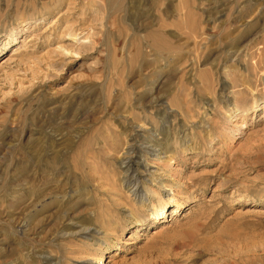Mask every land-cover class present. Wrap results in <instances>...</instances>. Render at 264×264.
I'll return each instance as SVG.
<instances>
[{
	"label": "rangeland",
	"instance_id": "rangeland-1",
	"mask_svg": "<svg viewBox=\"0 0 264 264\" xmlns=\"http://www.w3.org/2000/svg\"><path fill=\"white\" fill-rule=\"evenodd\" d=\"M19 46L0 264H264V0H0Z\"/></svg>",
	"mask_w": 264,
	"mask_h": 264
},
{
	"label": "bare ground",
	"instance_id": "bare-ground-1",
	"mask_svg": "<svg viewBox=\"0 0 264 264\" xmlns=\"http://www.w3.org/2000/svg\"><path fill=\"white\" fill-rule=\"evenodd\" d=\"M37 34V33H36ZM36 34H33L32 38L29 39L28 41H31L33 38H35ZM27 41V42H28ZM25 49L24 46H19V48L13 49L12 51H10V53H8L7 55H5L3 58L0 59V71H3L4 67H8V65L11 64V62L14 60V57L18 54H20V52H22ZM21 59V58H20ZM19 59V61H20ZM34 155V154H33ZM37 155H34V157H36ZM122 163H124V161H122ZM125 165V164H124ZM136 191V190H135ZM136 193V192H135ZM178 204V203H177ZM165 204L164 202L162 203V205L159 207V209H155L154 214L156 215V218H161L164 216L165 214ZM85 232L90 233L92 230L91 228H85L84 229Z\"/></svg>",
	"mask_w": 264,
	"mask_h": 264
}]
</instances>
